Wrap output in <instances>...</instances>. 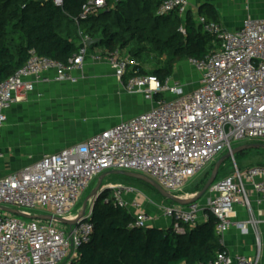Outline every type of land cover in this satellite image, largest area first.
<instances>
[{
    "label": "built area",
    "instance_id": "2783aa9c",
    "mask_svg": "<svg viewBox=\"0 0 264 264\" xmlns=\"http://www.w3.org/2000/svg\"><path fill=\"white\" fill-rule=\"evenodd\" d=\"M107 1L90 0L81 19L97 14ZM54 2L64 4V0ZM190 8V0H164L159 14L185 16ZM197 22L220 46L203 58L190 60L201 75L191 91L174 77L161 81L153 74L141 73L139 60L119 48L92 55L88 36L82 37L78 51L67 63L32 51L24 66L0 83V128L7 122L8 110L38 84L77 83L82 75L76 73L84 71L88 57L107 63L127 93L142 95L152 107L79 144L0 176V206L31 215L46 211L42 214L71 220L92 182L110 170L141 173L177 195L190 179L237 145L264 142V19L249 16L234 31L204 16ZM181 31L185 33L184 27ZM104 187L121 205L132 209L131 227H148L152 217L136 188L124 183ZM252 193L264 201V165L236 167L216 179L202 201L161 209L176 232L214 216L219 243L224 246L233 225L247 231L260 223L253 216L244 221L233 219L238 206L251 211ZM128 194L134 195L130 202L125 199ZM94 203L87 218L73 227L0 211V264L71 263L93 238L95 227L90 219ZM260 260V248L253 257L231 255L226 249L209 264H260Z\"/></svg>",
    "mask_w": 264,
    "mask_h": 264
},
{
    "label": "trees",
    "instance_id": "16d2710c",
    "mask_svg": "<svg viewBox=\"0 0 264 264\" xmlns=\"http://www.w3.org/2000/svg\"><path fill=\"white\" fill-rule=\"evenodd\" d=\"M89 1L64 0L58 6L54 0H0V83L23 67L32 51L67 63L84 36L99 40L91 49L101 47L106 52L127 51L134 45L127 52L136 59L147 50L168 52L165 64L153 72L140 66L141 73L161 81L173 77L178 64L203 58L220 46L190 10L184 18L178 13L159 14L164 0H108L97 14L81 19ZM201 16L221 23L217 12ZM249 153L236 155L235 161L240 163ZM224 169L225 164L220 172ZM121 177L109 176L132 180ZM111 193L106 190L95 201L90 219L93 238L69 264H209L226 250L219 243L214 216L195 227L186 225L183 232L173 227H131V211Z\"/></svg>",
    "mask_w": 264,
    "mask_h": 264
},
{
    "label": "crops",
    "instance_id": "0c3cea01",
    "mask_svg": "<svg viewBox=\"0 0 264 264\" xmlns=\"http://www.w3.org/2000/svg\"><path fill=\"white\" fill-rule=\"evenodd\" d=\"M260 1L190 0V12L196 20L201 15L217 12L223 26L234 31L239 29L248 17V15L246 16L247 10H237L238 4L254 7L252 9L253 18L264 19V4L259 3ZM90 53L98 55L108 52L101 47L94 49L90 47ZM124 53L129 55L127 51ZM76 74L77 76L82 75V78L74 84L56 81L38 84L33 92L8 110L7 122L0 128V176L18 171L38 161L43 155L57 153L79 144L90 136L144 113L152 107V103L142 95L127 93L114 76L112 68L105 62H94L88 57L84 71ZM49 75L53 76L54 73L51 72ZM173 77L178 79L176 75ZM200 79L201 75L198 83ZM186 85L187 91L196 87L192 88L189 84ZM95 92L100 94L104 92L109 97H114L118 103L119 101L125 103L127 98L135 95H140L145 102L135 106L139 111L137 110L132 116L103 122V119L98 120L95 110H93V114H90V103L87 99ZM259 154L260 152H257L254 155L243 157L240 162L241 169H247L250 167L247 164L259 161ZM133 198V194L125 196L128 202ZM142 199H145L144 209L152 217L148 227L162 230H169L173 227L172 220L163 215L161 205L158 204L159 208H157L156 204L148 201L147 198ZM251 201V211L246 207L238 206L233 219L244 221L253 216L255 219H259L260 223L256 228L249 227L247 231L233 225L225 235L224 246L231 255H246L248 257L255 256L260 248V264H264V201H261L256 193H252ZM185 227L186 225L183 229Z\"/></svg>",
    "mask_w": 264,
    "mask_h": 264
},
{
    "label": "rangeland",
    "instance_id": "374dc122",
    "mask_svg": "<svg viewBox=\"0 0 264 264\" xmlns=\"http://www.w3.org/2000/svg\"><path fill=\"white\" fill-rule=\"evenodd\" d=\"M259 3L264 4V0H261ZM253 8L254 7H251V6L247 7V6H245V4H238V6H237L238 11H241V9L247 10L248 12H247L246 16L248 15V17L249 16L253 17V15H254V14H252ZM240 14L243 15L244 13H240ZM184 17L185 16H183V18ZM133 47H134V45H130L128 47L127 51L133 49ZM168 56H169L168 52H155L152 50H147L144 53H142V55L138 58V60L141 64V66L145 69V71L153 72L155 69H157L158 67L165 64ZM175 75L178 79H180L182 81V83L189 84L192 88H194L196 86V84L198 83V79L200 77V71L189 60V61H184V62L178 64ZM87 101L90 103V107H89L91 110L90 114H93V110H95L98 120L101 121V119H103L102 120L103 122L108 121V120L109 121L117 120L118 118L123 119L125 117L132 116L138 110L135 108V106L136 105H138V106L142 105L145 102L142 99V97H140V95H135V96H130L129 98H127L125 103L120 102V101L118 103L117 100L114 99V97H109L108 95L104 94V92L101 94L99 92H95L94 94H92V96L89 97V99H87ZM247 151H250L249 155H254L257 152H260L259 159H258L259 161L247 164L248 166L264 165V155H263L264 152H261L262 149H251V150H247ZM255 160H257V158H255ZM215 163H216V161L213 164L207 166V168L205 170H203L202 172H200L198 175H196L195 177L190 179L189 182L184 187V189L177 195H179L181 197H190V196H193L196 193H198L204 187L205 183L207 182L208 178L210 177ZM236 167L240 168L242 166L240 163H237L235 161V157L228 159L225 162V169L220 172L219 176L222 178L224 176L231 174ZM99 176L92 182L90 187L85 191V193L81 199L80 205L75 210L76 211L75 214H78L81 211L85 198L88 197L90 195V193L93 191V189L96 187V185L98 183ZM115 176L121 177L123 175H115ZM124 177H126V176H124ZM128 178H130V177H128ZM130 179H132V180L125 181V180L120 179V178H109V177H107L104 180L102 186L104 187V186H107L111 183H124V184L130 185V186L136 188L139 191V193H141V195L143 196L142 198H147L148 201L156 204L155 206L157 208H159L158 207L159 205H161V206L170 205V201L165 199L150 184H148L144 181L138 180V179H134V178H130ZM104 191H106V189L103 191L101 190L100 195ZM111 194L113 195V193H111ZM142 198H141V200H143V203H144L145 199H142ZM96 200H97V198L94 200H91L89 202L88 211L90 210L91 206L93 205V203ZM43 212H46V211H39V212H35V213L42 214Z\"/></svg>",
    "mask_w": 264,
    "mask_h": 264
},
{
    "label": "water",
    "instance_id": "95a60500",
    "mask_svg": "<svg viewBox=\"0 0 264 264\" xmlns=\"http://www.w3.org/2000/svg\"><path fill=\"white\" fill-rule=\"evenodd\" d=\"M97 42H99L98 39L96 40L91 39L88 41V45L92 46L93 44H96ZM251 149L264 150V142L253 141V142L243 143L241 145L236 146L231 151L223 154L214 164L211 175L208 178L207 182L205 183L204 187L198 193L190 197H181L179 195L170 193L167 190H165L161 185H159L155 180L141 173L122 171V170H110L105 173H102L99 176L96 187L93 189L90 195L85 198L81 211L78 214H76V216L71 220H67V219L57 217L54 215H50V214L31 215V214L24 213L21 210L13 209V208L5 207V206H0V211L7 212L15 216L23 217L28 220L55 221L61 225L73 227L83 222L87 218V210H88L89 202L91 200L98 198V196L101 193V190L102 191L105 190V187L102 186L103 182L107 177L111 175H123L126 177L144 181L150 184L151 186H153L165 199L173 202L174 204H178L181 206H187V205H190L191 203L202 200V198L206 195L210 187L216 181L219 175L220 169L226 160L230 158H234L236 155L244 151L251 150Z\"/></svg>",
    "mask_w": 264,
    "mask_h": 264
}]
</instances>
